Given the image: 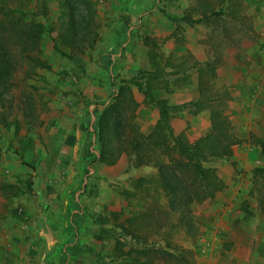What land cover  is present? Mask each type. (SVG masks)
I'll return each mask as SVG.
<instances>
[{
    "label": "rangeland",
    "instance_id": "rangeland-1",
    "mask_svg": "<svg viewBox=\"0 0 264 264\" xmlns=\"http://www.w3.org/2000/svg\"><path fill=\"white\" fill-rule=\"evenodd\" d=\"M86 1L95 40L81 49L69 32L65 0H0V29L15 68L0 104V264H234L236 257L228 255L233 247L256 246L237 229H264L258 222L264 216V158L245 172L229 158H193L215 170L218 189L190 204L197 226L190 236L155 180L157 168L146 165V172L136 165L134 136L141 132L135 115L116 116L110 135L93 144L87 122L88 109L100 115L121 84L100 61L98 42L125 27L155 50L156 38L147 34L151 24H141V15L160 25L165 19L174 30L200 24L219 62L225 50L255 37L245 0ZM220 9L225 14L215 15ZM203 13L201 23L181 20ZM32 35L36 49L24 54L16 39ZM146 68L139 69L140 78ZM223 93V87L209 89L212 107L224 102ZM159 143L156 153L173 145L168 136ZM165 153L164 160L182 159L176 150Z\"/></svg>",
    "mask_w": 264,
    "mask_h": 264
},
{
    "label": "crops",
    "instance_id": "crops-1",
    "mask_svg": "<svg viewBox=\"0 0 264 264\" xmlns=\"http://www.w3.org/2000/svg\"><path fill=\"white\" fill-rule=\"evenodd\" d=\"M245 4L255 37L244 41L238 50H225L219 62L215 61L208 29L200 24L174 30L175 25H164L165 19L160 25L155 17L141 15V24H151L147 34L156 38L155 50L125 27V32H114L108 40L97 43L98 53L102 52L100 61L119 83L129 84L137 103L135 120L144 136L153 133L161 119H166L175 137L194 144L211 127L213 101L207 96L209 89L223 87L225 99L219 103L224 105L223 114L238 139L231 148L229 162H239L243 172L264 158V0H245ZM115 52L117 58L111 70L108 59ZM143 65L147 66V73L140 78ZM143 169L147 172L149 166ZM255 208L256 204L250 206L251 210ZM260 221H264V216ZM237 230L245 234L244 239H254L256 246L233 247L228 255L236 257L234 264H264V229L257 232L254 228L249 231L251 235L245 227Z\"/></svg>",
    "mask_w": 264,
    "mask_h": 264
},
{
    "label": "trees",
    "instance_id": "trees-1",
    "mask_svg": "<svg viewBox=\"0 0 264 264\" xmlns=\"http://www.w3.org/2000/svg\"><path fill=\"white\" fill-rule=\"evenodd\" d=\"M69 16V32L76 41V44L82 49V45H92L95 37L91 33L89 25L92 20L91 7L86 0H65ZM215 15L222 16L224 10L220 9ZM232 14V12H231ZM235 18H242L235 13ZM207 18L203 13L198 19H189L183 17L181 20L189 25L201 23ZM18 46L22 48L24 54L36 49L38 42L35 36L25 38L18 37ZM82 52V51H80ZM14 65L8 39L0 29V104H4L5 97L9 92L14 77ZM227 98V93H226ZM220 104V103H219ZM222 104L220 107L210 109L211 127L209 133L197 140L194 144H186L173 135V132L166 119H161L159 126L148 136L138 133L134 136L137 140L138 148L136 155V165H154L158 174L156 182L168 196V206L172 212L177 214V222L180 228L184 229L187 235L194 236L197 232V226L193 222L189 206L194 200L212 198L218 189L217 176L215 170L211 167H204L201 163L195 162L193 158H199L201 162L210 159H225L232 155V146L237 144L238 139L232 133L228 118L223 114ZM137 103L134 100L132 90L128 83H121L116 88V93L112 97L111 103L107 105L97 118V139L110 135V124L112 120L124 118L125 113L129 112L130 117H134ZM136 129V127H132ZM173 143L172 147L166 146L162 153H156V147L161 141L166 143L167 136ZM160 139V140H159ZM160 144V143H159ZM263 145H261L262 147ZM264 151V146L262 147ZM177 151V155L182 159L175 157L164 160L162 156L165 152ZM139 179V182H144Z\"/></svg>",
    "mask_w": 264,
    "mask_h": 264
},
{
    "label": "built area",
    "instance_id": "built-area-1",
    "mask_svg": "<svg viewBox=\"0 0 264 264\" xmlns=\"http://www.w3.org/2000/svg\"><path fill=\"white\" fill-rule=\"evenodd\" d=\"M116 58H117L116 53H111V55L109 56L108 64H109L111 70H112L113 65L115 64ZM88 114L89 115H88V122H87V130H88V133L90 134L91 142L93 144V143H95V140L97 137L98 128H97L96 114L93 111L92 106L88 109ZM93 147H94V145H93ZM90 152L92 155L96 154V152L93 148L90 150Z\"/></svg>",
    "mask_w": 264,
    "mask_h": 264
}]
</instances>
